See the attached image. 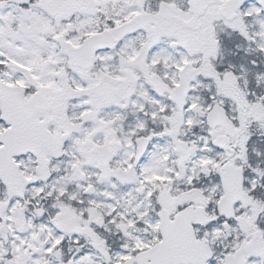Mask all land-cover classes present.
Returning <instances> with one entry per match:
<instances>
[{"label":"snow or ice","instance_id":"1","mask_svg":"<svg viewBox=\"0 0 264 264\" xmlns=\"http://www.w3.org/2000/svg\"><path fill=\"white\" fill-rule=\"evenodd\" d=\"M0 264H264V0H0Z\"/></svg>","mask_w":264,"mask_h":264}]
</instances>
